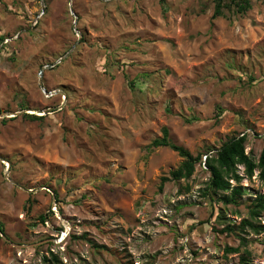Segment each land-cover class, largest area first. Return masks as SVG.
Segmentation results:
<instances>
[{"label":"rangeland","instance_id":"1","mask_svg":"<svg viewBox=\"0 0 264 264\" xmlns=\"http://www.w3.org/2000/svg\"><path fill=\"white\" fill-rule=\"evenodd\" d=\"M215 2L0 0V264H264V211L238 230L258 170L238 203L203 162L160 189L183 161L163 127L194 156L264 146V0Z\"/></svg>","mask_w":264,"mask_h":264},{"label":"trees","instance_id":"2","mask_svg":"<svg viewBox=\"0 0 264 264\" xmlns=\"http://www.w3.org/2000/svg\"><path fill=\"white\" fill-rule=\"evenodd\" d=\"M215 8L212 14V19L224 15V8H233L237 14L245 15L252 8V0H230L229 4L225 0H215ZM4 38L2 37L1 40ZM223 109L219 106V114L221 115ZM26 117L30 119H42L43 116L36 114H26ZM247 136L245 134L235 136L222 144V146L216 149L213 153L205 152L194 156L189 150L174 143L170 137V132L167 127H163L162 137L156 138L153 141L154 146H167L178 152L183 158L182 163L177 169L170 171V176H164L160 189H162L163 183L166 180H180L183 178H189L193 175L196 169L197 163H204L207 169L211 173L208 189L212 192L229 191V196L224 195L223 200L225 202L238 203V199L245 193L243 186L238 185L245 176L252 177L255 171H259V178L264 184V146L260 153L258 160L252 157L246 152ZM205 156V160L203 157ZM243 167L244 174H241L240 168ZM236 182L237 185H233ZM264 211V194H258L257 197L248 205L249 218H244L241 224L238 226V230L243 231L245 228H250L253 231L259 233L262 229L255 223L258 216ZM41 220H45V215L40 216ZM0 228L3 229V224L0 223ZM226 230L232 231L237 234V228L231 225L226 226ZM241 245H244L246 238L242 235ZM93 247L102 248L103 245H99L96 242L89 240ZM226 251L238 252L240 246L231 247L227 246ZM247 251V250H246ZM245 263H247L246 257H243ZM43 264H62L57 255L52 253V256H44Z\"/></svg>","mask_w":264,"mask_h":264},{"label":"water","instance_id":"3","mask_svg":"<svg viewBox=\"0 0 264 264\" xmlns=\"http://www.w3.org/2000/svg\"><path fill=\"white\" fill-rule=\"evenodd\" d=\"M43 10H45V7L43 8ZM68 53H69V52H68ZM68 53H67V54H68ZM51 66H52V65H51ZM41 86H42V83H41ZM42 87H43V86H42ZM43 88H44V87H43ZM47 93H48V94H49V93L51 94V92H47Z\"/></svg>","mask_w":264,"mask_h":264}]
</instances>
